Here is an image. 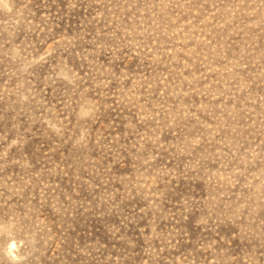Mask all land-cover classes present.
Returning <instances> with one entry per match:
<instances>
[{
	"label": "rangeland",
	"instance_id": "rangeland-1",
	"mask_svg": "<svg viewBox=\"0 0 264 264\" xmlns=\"http://www.w3.org/2000/svg\"><path fill=\"white\" fill-rule=\"evenodd\" d=\"M0 264H264V0H0Z\"/></svg>",
	"mask_w": 264,
	"mask_h": 264
}]
</instances>
